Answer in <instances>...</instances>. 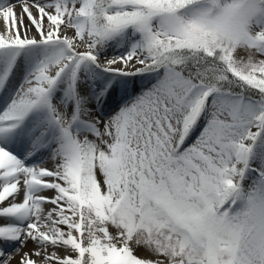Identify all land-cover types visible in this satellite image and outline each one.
<instances>
[{
	"label": "snow or ice",
	"instance_id": "snow-or-ice-1",
	"mask_svg": "<svg viewBox=\"0 0 264 264\" xmlns=\"http://www.w3.org/2000/svg\"><path fill=\"white\" fill-rule=\"evenodd\" d=\"M0 20V264H264V0Z\"/></svg>",
	"mask_w": 264,
	"mask_h": 264
},
{
	"label": "bare ground",
	"instance_id": "bare-ground-1",
	"mask_svg": "<svg viewBox=\"0 0 264 264\" xmlns=\"http://www.w3.org/2000/svg\"><path fill=\"white\" fill-rule=\"evenodd\" d=\"M17 12H19V7L17 8ZM3 28V22H2V20H0V29H2ZM19 253L17 254V259L19 258ZM12 264H16V261L15 260H13V262H12Z\"/></svg>",
	"mask_w": 264,
	"mask_h": 264
},
{
	"label": "rangeland",
	"instance_id": "rangeland-1",
	"mask_svg": "<svg viewBox=\"0 0 264 264\" xmlns=\"http://www.w3.org/2000/svg\"><path fill=\"white\" fill-rule=\"evenodd\" d=\"M139 254V253H138Z\"/></svg>",
	"mask_w": 264,
	"mask_h": 264
}]
</instances>
